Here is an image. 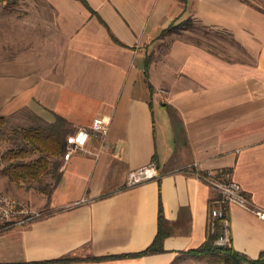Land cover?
Returning a JSON list of instances; mask_svg holds the SVG:
<instances>
[{
  "label": "crops",
  "instance_id": "0c3cea01",
  "mask_svg": "<svg viewBox=\"0 0 264 264\" xmlns=\"http://www.w3.org/2000/svg\"><path fill=\"white\" fill-rule=\"evenodd\" d=\"M43 1L58 56L6 64L0 116L111 123L105 140L91 135L86 152L60 158L51 189L11 195L42 215L0 231V263L199 264L185 252L205 242L218 195L194 172H228L264 210V9L246 0ZM181 17L219 31L218 45L189 28L163 36ZM152 162L159 177L125 186ZM160 209L164 251L133 255L154 241ZM229 218L232 246L257 258L264 220L235 203Z\"/></svg>",
  "mask_w": 264,
  "mask_h": 264
},
{
  "label": "rangeland",
  "instance_id": "374dc122",
  "mask_svg": "<svg viewBox=\"0 0 264 264\" xmlns=\"http://www.w3.org/2000/svg\"><path fill=\"white\" fill-rule=\"evenodd\" d=\"M246 1L264 9V0ZM6 2L7 1H0V71H4L6 64L10 65L12 62L23 63L25 67L38 66L40 63L45 61L54 62V59L58 56V52L56 53V46L53 44L55 41L53 37V31L51 29V12L46 6L45 2L43 0H17L15 7L5 9L4 4ZM180 19V22H178L176 19L174 20L179 24L180 28L185 26L191 30L199 31L205 34L206 39L212 45H218L216 38H218V34H220L219 31L214 33L212 28L201 25L191 17H181ZM187 34L190 36V33ZM160 37L161 36H157L155 40V46L160 44ZM24 118L21 119V117L18 116H16V119L6 118L4 122L0 123L1 154H4L9 149L19 148L20 146L27 144L23 135L20 134V129L23 127H28L32 124L40 123L35 119L32 120L28 117L25 119ZM39 154L40 152L35 150L34 153H31L29 156H27L26 160L34 159L39 156ZM55 158L59 160L61 157L51 156L52 162ZM5 164H7V162L3 160L0 163V168ZM57 172L58 169L54 170L53 164L51 163L49 173L42 175L37 180H25L23 183L14 182L0 173V192L8 195L18 196L21 194L25 195L27 192H35L36 190H39V188L45 190V185H48L54 181ZM216 193L219 197L217 191ZM27 205L34 209L31 204ZM251 209L256 213L253 206H251ZM35 210L40 211L38 209ZM5 225H8V223L0 221V228H3ZM9 228L11 227H5L3 230ZM230 235L231 234H229V236ZM192 258L199 264H210L205 259H199L196 257Z\"/></svg>",
  "mask_w": 264,
  "mask_h": 264
},
{
  "label": "trees",
  "instance_id": "16d2710c",
  "mask_svg": "<svg viewBox=\"0 0 264 264\" xmlns=\"http://www.w3.org/2000/svg\"><path fill=\"white\" fill-rule=\"evenodd\" d=\"M0 1H7L4 4L5 9L13 8L17 4V0ZM81 1L87 5L85 0ZM183 28L186 27L184 26ZM183 28H180L179 24H171L163 30V36L164 33L170 34L172 32H179L180 29ZM149 61L150 58L147 57L145 62L146 67H148ZM5 119L6 117L0 116V123L4 122ZM39 122L40 123L38 124H32L20 129V134L23 135L27 144L20 146L19 148L9 149L2 154V161L4 160L7 164L0 168V173L14 182L19 183L25 180H37L42 175L50 172L51 163L53 164L54 170L58 169L61 162L60 158L59 160L55 158L52 162L51 156L62 157L66 151L68 135L77 130L60 116H56L53 122L42 120ZM35 150L40 152L39 156L34 159L26 160L27 156L34 153ZM58 179L59 175L55 177L54 182L58 181ZM52 185L53 182L48 185L46 184L45 189H51ZM208 220L205 242L197 248L187 250L185 252L187 255L199 259H205L210 264H264V251L261 252L257 258H251L250 256L239 252L232 246L231 235L229 237V243L223 245L216 244L215 241L223 233V226L221 220L215 219L213 228L211 227L210 210ZM163 224L164 219L162 210L160 209L159 230L154 241L145 250L134 253L133 255L140 256L164 251L163 240L166 234L162 229Z\"/></svg>",
  "mask_w": 264,
  "mask_h": 264
},
{
  "label": "built area",
  "instance_id": "2783aa9c",
  "mask_svg": "<svg viewBox=\"0 0 264 264\" xmlns=\"http://www.w3.org/2000/svg\"><path fill=\"white\" fill-rule=\"evenodd\" d=\"M110 123V116H100L95 118L90 125L81 126L75 132L69 134L64 159L67 160L72 153L77 151L86 152V144L91 135L105 140ZM1 162L2 154L0 153ZM157 170L156 164L152 162L146 166L130 171L127 175L126 186H134L143 181L159 177ZM194 173L197 178H200L218 192L219 197H217L215 204L210 209L211 227L213 228L215 219L221 220L223 233L215 243L220 245L229 243V205L235 203L243 207H250L252 204L243 194L242 186L237 181L231 179L228 172L220 173L207 170L205 172L196 171ZM255 211L264 220V210L255 208ZM41 215V211L30 208L22 200L0 192V221L8 223L3 228L27 224L40 218ZM3 228L1 227L0 231Z\"/></svg>",
  "mask_w": 264,
  "mask_h": 264
}]
</instances>
